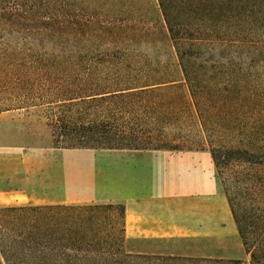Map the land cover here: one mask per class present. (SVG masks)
<instances>
[{
  "label": "trees",
  "instance_id": "16d2710c",
  "mask_svg": "<svg viewBox=\"0 0 264 264\" xmlns=\"http://www.w3.org/2000/svg\"><path fill=\"white\" fill-rule=\"evenodd\" d=\"M156 4L177 74L116 50L60 49L143 33L124 16L127 0H0V37L31 36L39 47L2 55L0 85L44 107L56 148L181 150L196 129L249 261L134 252L129 243L164 240L127 241L119 205L59 204L0 207V264H264V79L253 71L264 65V0Z\"/></svg>",
  "mask_w": 264,
  "mask_h": 264
},
{
  "label": "crops",
  "instance_id": "0c3cea01",
  "mask_svg": "<svg viewBox=\"0 0 264 264\" xmlns=\"http://www.w3.org/2000/svg\"><path fill=\"white\" fill-rule=\"evenodd\" d=\"M44 129L30 111L0 114V201L119 205L127 241L238 238L208 149H60Z\"/></svg>",
  "mask_w": 264,
  "mask_h": 264
},
{
  "label": "rangeland",
  "instance_id": "374dc122",
  "mask_svg": "<svg viewBox=\"0 0 264 264\" xmlns=\"http://www.w3.org/2000/svg\"><path fill=\"white\" fill-rule=\"evenodd\" d=\"M28 1V0H25ZM37 1V0H34ZM121 1V0H120ZM126 1V0H122ZM129 7L126 5L127 14L125 17H128V20L131 23H135L139 21L142 23L146 29L143 33L137 34L135 38L133 37L131 40L127 41V43L123 44H111V45H100L96 47L94 45L92 48H85V45L75 43H60V49L68 50L69 52L76 53L78 51H83V49H92V51H111L116 50L120 53H126L133 57L134 61L142 60L144 65H159L161 67H165L174 73L179 72L178 62L175 55L174 50L172 49L169 39L167 37L166 29L163 24L162 16L159 12L158 6L156 4V0H127ZM122 6V4H120ZM112 17V16H111ZM126 20V21H128ZM104 23L109 24V20L104 18ZM112 23V22H111ZM92 34V32L90 33ZM121 35V33H119ZM130 35V34H129ZM15 48H20L23 51L28 49H35L39 48L36 40L34 37L31 36H17V35H4L0 37V62L3 61L2 55L6 54L7 52L13 51ZM59 49V48H58ZM132 60V61H133ZM254 73H258L260 80L264 79V65L262 62L256 63L254 66ZM263 67V68H262ZM257 80H259L257 78ZM8 87L0 85V110L8 109L4 111H0V114L5 113L7 111H30L31 115L38 118L39 121H42L43 125L45 126L44 133L51 135V132L48 128H46V119L44 118V107L37 105L27 107L29 101L23 97H13L9 95L7 91ZM32 104H38L36 100L33 101ZM29 132L30 128L27 129ZM31 132H36L34 131ZM39 132V129H36ZM30 132V133H31ZM52 137V136H51ZM53 145L54 140L52 138ZM184 147L181 150H174L168 148L172 152L177 151H184V150H198V149H208L207 143L204 140L202 134H200L196 129L190 128L189 130V137L187 141L183 144ZM60 149L65 146V144H60ZM209 150V149H208ZM220 168V177L225 175V166L221 163ZM216 175V173H215ZM183 180V179H182ZM166 182L177 184L179 183V179L176 177H169L165 179ZM221 191H223V185L220 182ZM229 187V184H227ZM235 191V190H234ZM238 194V191L235 192ZM240 195V194H239ZM237 196L238 202L243 201L242 196ZM25 200L22 199H10L1 200L0 205L4 204H14V205H31L24 202ZM241 207L244 204H240ZM112 221L115 223L116 232L119 233L120 229V217H119V209L113 212ZM127 249L139 252H162L164 254H173V255H180V256H192V257H203V258H214V259H235L241 260L245 263L249 261L248 255L245 254L244 248L242 246V242L238 237L236 240H226V239H184V240H164V241H134L127 245Z\"/></svg>",
  "mask_w": 264,
  "mask_h": 264
}]
</instances>
